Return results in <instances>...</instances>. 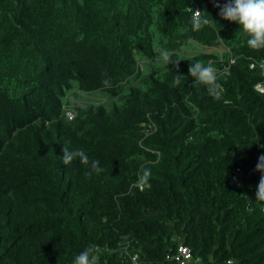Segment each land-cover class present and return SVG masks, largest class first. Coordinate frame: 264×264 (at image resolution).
<instances>
[{
	"label": "trees",
	"instance_id": "trees-1",
	"mask_svg": "<svg viewBox=\"0 0 264 264\" xmlns=\"http://www.w3.org/2000/svg\"><path fill=\"white\" fill-rule=\"evenodd\" d=\"M215 3L0 0V264H264V49Z\"/></svg>",
	"mask_w": 264,
	"mask_h": 264
},
{
	"label": "clouds",
	"instance_id": "clouds-1",
	"mask_svg": "<svg viewBox=\"0 0 264 264\" xmlns=\"http://www.w3.org/2000/svg\"><path fill=\"white\" fill-rule=\"evenodd\" d=\"M215 6L219 8V16L227 21L234 22L240 26L247 34L246 44L254 50L264 49V0H216ZM196 12L199 14L196 15ZM196 18L200 17L198 9L195 10ZM194 51L193 49L190 50ZM172 57H175L167 50H161L159 58L169 64ZM177 58V57H176ZM179 59L176 64L178 66ZM251 67L252 64H251ZM189 74L194 77L193 83L205 84L208 86L207 90L210 95H218V89L221 85L217 83V71L211 65H205L201 61H196L189 65ZM185 75L175 72L173 78V85H179ZM65 115L68 119H73L75 116V109L73 104L65 105ZM61 161L64 165L70 164L74 159H79L82 163L88 162V155L82 150H70L68 148L62 149ZM256 170L261 173L259 183L257 185L256 199L264 201V154H261L256 164ZM103 168L99 166L98 160L91 161V170L85 173L86 176H91L93 172L99 174ZM150 169H145L140 175L141 182H146L150 176ZM73 264H100V257L97 254L94 245H89L83 248L74 257Z\"/></svg>",
	"mask_w": 264,
	"mask_h": 264
},
{
	"label": "built area",
	"instance_id": "built-area-1",
	"mask_svg": "<svg viewBox=\"0 0 264 264\" xmlns=\"http://www.w3.org/2000/svg\"><path fill=\"white\" fill-rule=\"evenodd\" d=\"M199 13L198 12H196V15H198ZM232 61H234V59H232ZM252 66H253V64H252ZM261 88V87H260ZM262 89V88H261ZM180 250V254L182 255V257L184 258V259H189L190 257H191V251H190V249L188 248V247H185V246H181L180 248H179Z\"/></svg>",
	"mask_w": 264,
	"mask_h": 264
}]
</instances>
